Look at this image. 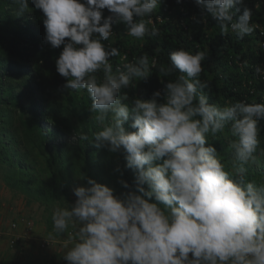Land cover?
<instances>
[{
  "label": "clouds",
  "instance_id": "clouds-1",
  "mask_svg": "<svg viewBox=\"0 0 264 264\" xmlns=\"http://www.w3.org/2000/svg\"><path fill=\"white\" fill-rule=\"evenodd\" d=\"M30 2L31 11L43 14L44 42L53 49L62 47L55 64L66 80L64 87L86 91L92 101L90 111L99 130L91 137L81 132L78 139L94 141V148L111 153H126V167L135 174V190L120 195L83 177L87 186L73 189L74 203L53 208V232L66 234L63 260L264 264V183L248 179L246 168L260 148L259 125L264 120V103H257L264 101V63L250 65L264 53V20L251 21L247 7L242 15L241 9L233 11L244 0H194V7H168L166 0ZM14 3L21 14L31 12L29 0ZM263 6L260 0L256 9ZM196 7L205 24L210 16L221 35L232 34L225 67L238 84L233 90L256 102L223 107L209 103L204 93L208 84L199 78L206 52L182 47L169 54L168 66L159 67L164 76L178 70L177 78L161 81L163 92H154L151 99H140L157 67L154 57L139 56L144 38L158 36L159 27L171 24L192 42L189 29L195 26L194 18L184 17L187 9L194 14ZM238 42L249 52L245 61L237 58ZM131 53L137 57L130 58ZM114 57L118 65L111 62ZM130 87L138 92L129 102L124 90ZM229 124L235 139L225 162L209 137L224 133ZM121 184L129 189L126 182Z\"/></svg>",
  "mask_w": 264,
  "mask_h": 264
},
{
  "label": "trees",
  "instance_id": "trees-1",
  "mask_svg": "<svg viewBox=\"0 0 264 264\" xmlns=\"http://www.w3.org/2000/svg\"><path fill=\"white\" fill-rule=\"evenodd\" d=\"M259 1L244 0V3L237 5L233 11L241 9L242 15L243 9L247 7L252 12L251 21L264 20V6L262 10L256 9ZM193 2L194 0H182L181 3H177V0H166V5L170 7L184 4L186 7H194ZM29 8L30 11L34 9L30 0ZM104 11L107 17L110 13L106 9ZM155 15L156 12L152 16ZM185 15L184 18H194L191 19V23L195 26L188 30L193 36L192 42L184 38L182 30L173 28L171 24L159 27L158 36L144 38L139 56L146 53L150 59L154 57L157 60V67L152 69V75L145 87L144 100L151 99L153 93L158 90L163 92L164 83L174 81L180 74L177 70L169 76H164L159 72V67L168 66L169 54L182 47L193 52L197 50L206 52V59L202 62L203 71L199 78L208 84L204 93L208 96L209 103L223 107L237 101L256 102L255 99L241 96L244 92L238 93L233 90L238 84L225 67L226 59L229 58L226 55L227 50L232 46L229 43L233 39L232 34L228 32L221 35L218 23L210 16L209 22L205 24L198 7L194 9V14L187 9ZM43 18L39 10L21 14L14 0H0V174L3 175L4 182L15 191H22L27 197L32 198L28 199L30 203L33 198L41 197L51 202L52 197L66 200L70 187L81 180L84 181L83 177L94 180L104 170H109L116 179L115 183L118 182L124 192L134 191L135 174L126 167V153L95 149L94 141L79 139L73 144L72 141L63 140L54 144V131L44 127V122L56 126L59 138L72 133L79 137L81 132L91 137L93 132L99 130L95 121L91 126L87 124L90 115L88 95L77 93L72 99L65 98L64 104L60 102L61 97H67L65 93L67 89L64 87L66 80L58 74L55 64L62 47L53 49L44 42ZM236 47L237 58L245 61L249 52L243 51L244 43L238 42ZM133 56L137 57L132 54L130 58ZM251 61L250 65L264 63V53ZM111 62L113 65L119 64L116 57L112 58ZM135 82L133 83L136 84ZM259 89H263V86H259ZM124 91L129 95V102L137 98V88L130 87ZM257 103L264 101L259 100ZM61 117L67 122L75 119L79 123L76 127L64 125L60 121ZM125 127L129 131H134L128 128V125ZM230 127L229 124L224 133L218 134L214 139L209 137V143L214 144L225 162L230 159L229 145L235 139L231 136ZM259 127L260 148L255 154V160L250 161L246 168L248 179L264 183V152L260 151L264 149V120L260 122ZM99 150L104 151L101 153L104 156H96L95 153ZM92 156L95 158L91 166L89 161ZM105 156L122 157L125 162L124 168L117 169L113 160L105 161ZM121 181L126 182L129 189L123 188ZM0 264L30 263L8 260L0 261ZM48 264L67 262L62 259Z\"/></svg>",
  "mask_w": 264,
  "mask_h": 264
},
{
  "label": "rangeland",
  "instance_id": "rangeland-1",
  "mask_svg": "<svg viewBox=\"0 0 264 264\" xmlns=\"http://www.w3.org/2000/svg\"><path fill=\"white\" fill-rule=\"evenodd\" d=\"M111 40V39H110ZM108 40V42H111ZM67 97H61L60 102L64 104L65 98H73L77 92H70L66 90ZM80 95H87L86 91L78 93ZM144 100L143 98H140ZM147 101V99L145 100ZM91 99H87L89 110L91 108ZM90 111L87 124L91 126L93 124ZM79 116V115H78ZM83 116V114H81ZM80 117V116H79ZM79 119V118H78ZM67 122L60 118L62 124L76 127L78 125L77 120ZM80 126V124H79ZM54 131V144L60 143V140L64 142H76L78 135L76 133L66 134L64 137L59 138L57 127L49 125L46 127ZM46 129V130H47ZM50 130V131H51ZM98 149V148H95ZM102 149V148H100ZM103 150H99L95 153L96 156H104ZM95 156L90 159V165L94 163ZM123 158L112 156H105V161L113 160L117 169L124 168ZM123 165V166H122ZM109 170H104L94 180L97 183L104 184L110 188H113L116 195L124 193L120 184L115 183L114 175ZM110 174V175H109ZM79 181L70 187L68 191V198L61 200L62 198L52 197L51 202L44 198H33L31 203L30 199L22 191H15L12 187L8 186L4 180L3 175L0 174V261H19L21 263L30 264H48L51 261H60L63 258L64 249L62 247L64 236H58L53 232V222L51 219L53 208L57 205L66 207L67 204L74 203L76 197L73 194V189L81 186H87L86 180ZM29 199V200H28ZM61 202V203H60ZM67 203V204H66ZM50 234L53 238H50ZM12 239H15V243L12 244ZM17 245H20L16 247ZM16 251H15V250Z\"/></svg>",
  "mask_w": 264,
  "mask_h": 264
},
{
  "label": "built area",
  "instance_id": "built-area-1",
  "mask_svg": "<svg viewBox=\"0 0 264 264\" xmlns=\"http://www.w3.org/2000/svg\"><path fill=\"white\" fill-rule=\"evenodd\" d=\"M11 242H12V244H14V243H15V239H12V241H11Z\"/></svg>",
  "mask_w": 264,
  "mask_h": 264
},
{
  "label": "crops",
  "instance_id": "crops-1",
  "mask_svg": "<svg viewBox=\"0 0 264 264\" xmlns=\"http://www.w3.org/2000/svg\"><path fill=\"white\" fill-rule=\"evenodd\" d=\"M18 246H20V245H17L16 247H18ZM15 250V249H14ZM16 251V250H15Z\"/></svg>",
  "mask_w": 264,
  "mask_h": 264
}]
</instances>
